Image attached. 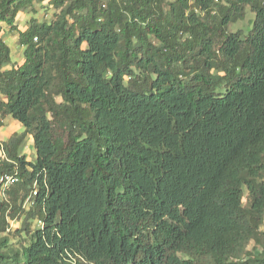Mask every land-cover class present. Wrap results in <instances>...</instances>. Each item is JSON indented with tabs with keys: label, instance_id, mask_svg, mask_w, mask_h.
I'll use <instances>...</instances> for the list:
<instances>
[{
	"label": "trees",
	"instance_id": "trees-1",
	"mask_svg": "<svg viewBox=\"0 0 264 264\" xmlns=\"http://www.w3.org/2000/svg\"><path fill=\"white\" fill-rule=\"evenodd\" d=\"M33 4L0 0V264H264V0H53L12 65Z\"/></svg>",
	"mask_w": 264,
	"mask_h": 264
},
{
	"label": "rangeland",
	"instance_id": "rangeland-1",
	"mask_svg": "<svg viewBox=\"0 0 264 264\" xmlns=\"http://www.w3.org/2000/svg\"><path fill=\"white\" fill-rule=\"evenodd\" d=\"M51 2H53V0H34L32 10L31 8H29L26 12L18 14L15 20L14 29L5 24L2 25L3 40L11 49L12 65H19L24 61V48L18 42L17 32L24 31L29 23V20L32 18H37L39 22H51L54 18V15L57 13V10L54 6L50 7ZM253 19L254 15L248 10L246 18L244 20H240L230 24L228 27V31H240L243 35H246L248 29L252 27ZM4 127L5 128L0 131L1 142H8L11 136L20 135L23 132L22 126L11 118L5 119ZM19 153L26 155L28 160L30 161L35 160L36 151L33 148V142L30 136H27L25 142L20 145ZM17 227L18 225L15 223L13 226L14 230L17 229ZM12 239L15 245H18L21 242L17 238H14V236H12ZM254 248H256V246L252 242L249 246V249L254 250Z\"/></svg>",
	"mask_w": 264,
	"mask_h": 264
},
{
	"label": "built area",
	"instance_id": "built-area-1",
	"mask_svg": "<svg viewBox=\"0 0 264 264\" xmlns=\"http://www.w3.org/2000/svg\"><path fill=\"white\" fill-rule=\"evenodd\" d=\"M3 142L0 141V161L6 159V151L3 147ZM18 182V177L16 174L0 173V198L5 196V192L11 186ZM36 194V193H34Z\"/></svg>",
	"mask_w": 264,
	"mask_h": 264
}]
</instances>
